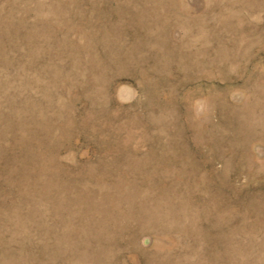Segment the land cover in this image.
I'll return each mask as SVG.
<instances>
[{"label": "rangeland", "instance_id": "rangeland-1", "mask_svg": "<svg viewBox=\"0 0 264 264\" xmlns=\"http://www.w3.org/2000/svg\"><path fill=\"white\" fill-rule=\"evenodd\" d=\"M0 264H264V0H0Z\"/></svg>", "mask_w": 264, "mask_h": 264}]
</instances>
